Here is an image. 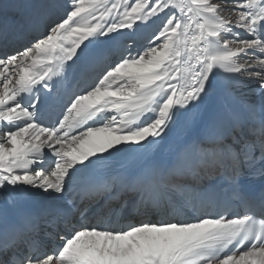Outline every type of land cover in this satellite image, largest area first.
Returning <instances> with one entry per match:
<instances>
[{"label":"snow or ice","instance_id":"snow-or-ice-1","mask_svg":"<svg viewBox=\"0 0 264 264\" xmlns=\"http://www.w3.org/2000/svg\"><path fill=\"white\" fill-rule=\"evenodd\" d=\"M0 264H264V0H0Z\"/></svg>","mask_w":264,"mask_h":264},{"label":"bare ground","instance_id":"bare-ground-1","mask_svg":"<svg viewBox=\"0 0 264 264\" xmlns=\"http://www.w3.org/2000/svg\"><path fill=\"white\" fill-rule=\"evenodd\" d=\"M155 26L149 27V28H142L139 31H136L135 33L130 32L129 30H124V35L120 37L121 41H127L130 38L135 39L138 42H143V39L145 36L149 35ZM85 79H88L86 76ZM83 83V81H82ZM242 92H246V89H242ZM214 99V97H213ZM213 99H210L209 101L206 102L205 106L206 107L208 104H211L213 102ZM184 136V128L183 126H178L174 128L171 132L166 134L165 140L163 141L161 148H160V153H165L167 151V148L169 145H174L177 143L180 139H182ZM159 154V153H158ZM41 194L37 193L34 194L32 199L34 201H39L41 199Z\"/></svg>","mask_w":264,"mask_h":264},{"label":"rangeland","instance_id":"rangeland-1","mask_svg":"<svg viewBox=\"0 0 264 264\" xmlns=\"http://www.w3.org/2000/svg\"><path fill=\"white\" fill-rule=\"evenodd\" d=\"M42 198V197H41Z\"/></svg>","mask_w":264,"mask_h":264}]
</instances>
